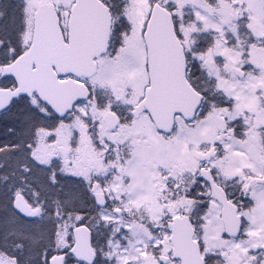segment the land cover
Returning <instances> with one entry per match:
<instances>
[{
    "label": "snow or ice",
    "instance_id": "1",
    "mask_svg": "<svg viewBox=\"0 0 264 264\" xmlns=\"http://www.w3.org/2000/svg\"><path fill=\"white\" fill-rule=\"evenodd\" d=\"M0 264H264V0H0Z\"/></svg>",
    "mask_w": 264,
    "mask_h": 264
}]
</instances>
